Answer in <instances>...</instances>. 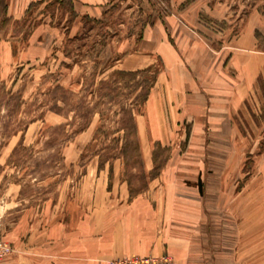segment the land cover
Listing matches in <instances>:
<instances>
[{
  "label": "rangeland",
  "instance_id": "1",
  "mask_svg": "<svg viewBox=\"0 0 264 264\" xmlns=\"http://www.w3.org/2000/svg\"><path fill=\"white\" fill-rule=\"evenodd\" d=\"M86 16L72 0H39L15 17L0 0V85L22 101L11 117L0 94V235L12 248L0 262L26 251L52 259L55 225L66 226L67 241L80 219L104 223L123 182L137 194L159 175L177 191L172 219L191 243L188 264H264V0H112ZM150 32L207 67L233 55L219 87L235 77L250 93L209 120L162 114L170 77L163 57L143 55ZM60 124L69 136L48 145ZM151 127L162 135L149 136ZM20 141L33 157L8 163Z\"/></svg>",
  "mask_w": 264,
  "mask_h": 264
},
{
  "label": "crops",
  "instance_id": "2",
  "mask_svg": "<svg viewBox=\"0 0 264 264\" xmlns=\"http://www.w3.org/2000/svg\"><path fill=\"white\" fill-rule=\"evenodd\" d=\"M37 1L39 0H5V9L9 15L23 16L30 5ZM72 2L77 14L96 18L104 12L112 0H72ZM143 40L142 45L144 42L153 41L151 48L142 46L143 55L163 57L166 61L165 68L169 72L168 90L166 89L163 94L167 109L163 110L162 114H169L175 119L183 117L184 119L209 120L218 114L217 108L222 102L225 112L228 114L238 108L237 106L243 101L244 95L250 93L251 87L239 79H234L235 77L230 79L227 91L219 87L218 79L223 78L227 73L232 74L230 73L232 71H228L227 66L233 59V55H230L228 60H224L222 64L217 63L207 67L198 59L196 62L192 52L184 55L183 52L180 53V50L172 47L167 35L157 36L150 32L145 35ZM223 50L224 48H221L211 50V52L214 56L219 57ZM142 61L143 59H138L136 64L139 65ZM257 66L258 64L254 65L255 68L262 70ZM211 81L212 84H210ZM220 88L225 90L222 92V97L225 98L222 101L219 99ZM151 96L157 98L154 89ZM174 104L176 109L173 108V110ZM160 118L157 112V119ZM141 130L139 125L138 132L142 140ZM197 130L200 131V135L203 133V127H199ZM148 134L151 137L155 136L154 139L158 135H162V133L156 134L152 127ZM152 165L153 163H151V168ZM167 180L159 175L154 176L149 181L147 188L137 194H132L129 186L125 187L123 182L121 193L118 194L120 198L112 201L111 209L103 218L104 223L99 224L97 221L94 223L92 217L89 221L87 218L86 220L80 219L81 223L78 227L75 226L76 229L70 231L67 241L65 239L66 226H62L61 223L55 225L59 232V246L57 255L52 259L46 258L50 255L45 253L41 258H34L31 251H26L27 256L15 255L1 261L0 264H99L100 259L163 254H171L175 259L173 264H188L191 243L186 238L175 234L177 226L173 223V203L171 205V202L176 198L177 191L169 185ZM120 182L118 181V183ZM109 194L111 193L109 192Z\"/></svg>",
  "mask_w": 264,
  "mask_h": 264
},
{
  "label": "trees",
  "instance_id": "3",
  "mask_svg": "<svg viewBox=\"0 0 264 264\" xmlns=\"http://www.w3.org/2000/svg\"><path fill=\"white\" fill-rule=\"evenodd\" d=\"M86 17L88 18L89 16H86ZM89 18H91V17H89ZM151 88H152V86L150 88H148V90L146 92L145 100L149 96ZM55 89L59 90V89H63V87L61 85H58V86H56ZM0 94L2 97H5L4 100H6V99L9 100V105L11 104V106H12L9 115L11 117H17L18 114L20 113L21 107H22V101H21L20 95L16 94L14 96L12 94V91L6 90V87L4 84L0 85ZM51 110H53L54 112H56L58 114H60L62 112V108L59 105H57V107H52ZM131 118L135 119L134 113H133ZM32 121H33V119H32ZM32 121H30L29 123H31ZM7 126H10V125H7ZM66 126H67L66 124H60V125H55V126L51 127L49 129L50 135H51V140L49 139L47 141V144L51 145L52 143H55V141L59 140L60 138H61V143H62V141H65L66 138L69 136V133H68ZM86 127H87V124H84V125H81L78 129L82 131ZM135 128H136V125H135ZM24 129H25V124L20 126L19 129L18 128L14 129V131L15 130L19 131V130H24ZM121 130H126V127H122ZM135 133H137V128H136ZM21 154L26 155L27 157H28V155H30V157L32 156L31 149L25 147L23 145L22 141H20L17 144V146L14 148L10 158L8 159V163H20L21 162ZM58 156H60V157L58 159H55L52 162L58 163V161L61 162L63 160V156L61 155V150H60Z\"/></svg>",
  "mask_w": 264,
  "mask_h": 264
},
{
  "label": "built area",
  "instance_id": "4",
  "mask_svg": "<svg viewBox=\"0 0 264 264\" xmlns=\"http://www.w3.org/2000/svg\"><path fill=\"white\" fill-rule=\"evenodd\" d=\"M12 251L11 245L0 235V259ZM172 257L168 255L130 256L122 259H113L108 264H169Z\"/></svg>",
  "mask_w": 264,
  "mask_h": 264
},
{
  "label": "water",
  "instance_id": "5",
  "mask_svg": "<svg viewBox=\"0 0 264 264\" xmlns=\"http://www.w3.org/2000/svg\"><path fill=\"white\" fill-rule=\"evenodd\" d=\"M198 184H199L200 191H203V183H202L201 178L199 179Z\"/></svg>",
  "mask_w": 264,
  "mask_h": 264
}]
</instances>
